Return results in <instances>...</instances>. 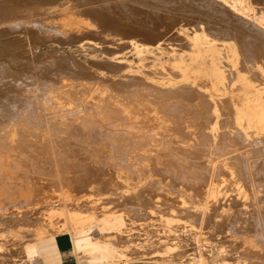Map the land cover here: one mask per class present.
I'll return each mask as SVG.
<instances>
[{"label":"bare ground","instance_id":"bare-ground-1","mask_svg":"<svg viewBox=\"0 0 264 264\" xmlns=\"http://www.w3.org/2000/svg\"><path fill=\"white\" fill-rule=\"evenodd\" d=\"M184 1L188 20L174 18L170 11H160L157 20L147 14L146 20L160 25L157 32L139 23L140 15L121 5L108 7L111 13L83 9L92 14L84 18L77 11L79 5L71 8V2L63 1L60 6L68 14L43 21L61 34L106 36L107 30L115 31L120 37L127 36V42L116 39L124 41L127 53L140 59L155 57V51L160 54L165 38L186 41L187 49L172 51L180 56L171 68L163 63L158 67L155 62L133 71L125 61H117L126 53H113L114 65L108 67L117 89L101 80L89 83L79 97L67 91L66 85L57 89L45 85L22 97L15 93L14 71L9 70L11 76L7 69L0 71V257H5L4 245L10 243L21 245V258L30 260L38 253L39 242L68 233L70 226L77 251L97 256L94 263L112 261L120 252L119 245L96 239L85 226L99 220L108 232H125L126 212L105 202H115V197L139 202L140 192L147 198L144 208L149 220L162 223L160 226H176L174 214L178 211L191 212L197 216L194 220L205 218L211 225L222 208L224 215L249 216L250 226L264 245V0ZM176 25H181L179 34ZM134 37L141 38V43ZM120 70H124L125 80H119ZM141 85L149 88L143 99L128 97L120 88L129 87L136 95ZM203 104L211 108L214 118L208 135L200 128ZM93 157L105 158L103 166ZM224 200L227 207L223 208ZM162 207L169 210L164 216L176 217H160ZM135 212L137 217L144 210ZM253 242L246 239L221 252L237 253L239 264L249 257ZM241 248L244 250L239 251Z\"/></svg>","mask_w":264,"mask_h":264},{"label":"rangeland","instance_id":"rangeland-1","mask_svg":"<svg viewBox=\"0 0 264 264\" xmlns=\"http://www.w3.org/2000/svg\"><path fill=\"white\" fill-rule=\"evenodd\" d=\"M63 1L71 2V5H70V6H72L71 8H73V7L76 8L79 5V7H78L79 9L77 11L81 12L82 14L79 13V15L84 17V18H86V17L91 18L92 14H90V13L86 14L85 13L86 11L83 9L91 8L92 10H98L101 12L107 10L106 12L109 11V13H111L110 9H108V7L110 8L111 5H117V6L121 5V8L123 7L122 9L130 8L136 14H139L140 15L139 23H145L146 28H150L156 32L158 31V27H160V25L157 24L153 20H151V21L155 22V24L150 22L149 20H146L147 14H148V17H150V15H151L150 18L154 17L157 20L159 18L158 16L161 13H163V12L166 13V11H170V15L174 18L179 17L182 20H188L189 19L187 16H185V13L189 9L186 8L187 5L185 4L184 0H109V1L108 0H85L86 2L82 1V0H81V2H80V0H10V1L9 0H0V12H1L0 13L1 14L0 15V20H1L0 21V35H1V37H0V48H1L0 49V61H2V62H0V66H2L0 71H2V69H7L6 74L8 73L9 76H11L10 74L12 73V72L10 73V71L11 70L14 71L15 74H12V76L18 83V86L15 89V93H17L18 96H22V97L26 96L27 97V95L29 94L30 91L37 90L40 88L42 89V86L44 88L45 85H52L51 87H53L54 89L55 88L57 89V88H60V87L66 85L67 91H69V92L73 91V93L74 94L76 93V95H78V97H79V95L84 94L83 90L85 87H88L89 83H92L94 81L95 82L101 81V80L106 81L105 83L108 85H109L108 82H110L109 86L113 87L114 89H117V87L115 88L114 86H112L113 84L111 83V72H110L111 70L109 69L114 65V62H112V58H113L112 54L113 53L120 51V50L123 51V53H126L127 55L123 54L121 56L122 58H118L117 61L118 60L119 61L120 60L125 61V65L129 66L130 70L136 71L137 68L142 66V65H150L151 66L155 62L159 63L158 67H160L161 63H163V65H167L168 67L171 68L175 64H177V62L179 60V56H180L178 52L176 54H174V52H172V51L173 50H176V51L180 50L181 51L183 49L188 48L187 44L185 43L186 41H184L182 39L171 40L170 38H165L164 43H163L164 44V50L160 54L155 51L154 52L155 57H153V58H141L140 59L135 54H133V52L130 54L127 53V52H129V49L126 48L127 47L126 45H122V42L125 41L124 39H126L127 36L121 35V37H120L119 36L120 34H117L115 31L111 32V31L107 30L105 32L106 36L98 35L96 33L95 34H78V33H74V32H69L67 34L58 33L55 31V28L45 24L43 21L51 20V19H53V20L58 19L62 15L64 16L65 12H66V14H68V9L60 6L61 4L59 2L62 3ZM90 1H91V3L92 2L93 3L90 4L89 3ZM106 1H108V2H106ZM181 2H182V5H181ZM109 3H111V4H109ZM33 4H34V6H33ZM40 4H43V5H40ZM33 7H34V9H32ZM164 7H166V8H164ZM29 8L32 9V11ZM178 8H179V11L181 13L178 11ZM182 9L184 12L182 11ZM175 10L177 12H175ZM83 11H84V13H83ZM160 11H161V13H160ZM138 12H141L142 14H144L146 16V18H145V16H143L141 13H138ZM178 13L180 16L178 15ZM44 18H46V19H44ZM33 21H37V22H34V24H33ZM20 22H22V23H20ZM37 24H38V26H37ZM26 25L29 27H27ZM40 25L42 27H39ZM47 26L49 28L50 27L51 28L48 29ZM223 27H225V26H223ZM34 28H36L35 29L36 31L34 30ZM40 30H44L41 33V35H40V32H41ZM175 31L179 34L181 32V25H176ZM72 33H74V34H72ZM36 35H38V37ZM188 35L191 36V33L188 32ZM101 38L103 41L101 40ZM120 38H122L124 41L119 42L116 40V39H120ZM181 38H184V37H181ZM134 40L139 41L141 43L140 40H142V39L139 37H134ZM125 42H127V39ZM4 49L6 52L4 51ZM5 53H6V55H5ZM45 53H47V54H45ZM52 53H54V54H52ZM47 56H48V58H47ZM6 60H8L10 63ZM54 61H56V62H54ZM37 63H39V64H37ZM49 63H50V65H48ZM110 65H111V67H108ZM9 66H11V67L9 68ZM124 73H125L124 70L119 71V74L121 75L119 77V80H122V79L125 80L124 75H123ZM141 87H143V89ZM120 88L123 89L124 92H126V94H128V97L136 96L140 99L145 98L146 93L149 92L148 91L149 88L144 86V85H141L140 87H138V89L140 88V91H138V89L135 90L136 95H134L133 90L130 91L131 88H129V87H127V88L130 90H127V88L125 89V87H123V88L120 87ZM145 88H147V90ZM128 91H130V92H128ZM154 93H156V92H154ZM140 95H142V96H140ZM253 99L254 98H251V100H253ZM1 103L3 104L4 102L1 101ZM203 106H200V108H199V110L201 111V117L203 119V120H201L200 128H202V130L204 129L203 130L204 133L206 132V134L208 135V133H207L208 129L207 128H210L212 121H214V118H213L212 113H211V108L208 106V109H206V106L204 104H203ZM209 108H210V110H209ZM204 109H206L208 111H205ZM207 113H209V114H207ZM206 117H207V119H206ZM209 119H210V122L208 121ZM203 122H204V124H203ZM58 136L61 137L62 135L59 134ZM199 136H201V134ZM208 139H210V137ZM93 158H94V160L99 159L98 160L99 161L98 166H100V167L103 166V162H105V158L104 159H103V157H100V158L98 157V159L95 157H93ZM100 160H102V163L100 162ZM118 192H120V191H118ZM140 195L143 198H141ZM144 198H146V196H144L143 192H140L139 193V200H140L139 202L138 201L136 202V200L132 201V198H128V199L123 198L124 201H123V199H119V198H118L119 200H116V197L114 198L115 202L114 201H111V202L109 201L108 203L105 202V204H108V206L113 207V208L117 207V210L124 211V212H126V214H128V212H129L128 216L124 213V217H125L126 222H127L126 223L127 228L125 229V232H123L121 234L114 233V232H108V231L104 230V226H103V224H101V221L98 222L99 220H96V221H94V223L92 222V223L87 224L85 226V228L88 230V231L87 230L86 231L88 233H90L92 236H94L96 239H100V240L109 239V240L113 241L114 243H116L120 246V247L118 246V251H120L119 254L117 255L118 257L116 256V258H114V260H112V261H109V262L102 261L101 263H98V262L94 263L95 262L94 258L97 256H93V255L91 256L89 253L86 254V252L77 251L74 248V243H73L74 238L76 236L75 231L69 226L68 233L61 235L59 238L49 239L47 241L39 243V252L30 260L25 259V261H24L23 260L24 258H21V257H23L22 253H20V252H22L21 245L16 244L17 246H15V245L13 246L12 244L10 245V243H9V245H6V247L4 245V248H6L4 251L6 258L4 257L5 258L4 259V258L0 257V264H3V263L6 264L5 263L6 259L8 262L9 261L11 262V263H7V264H16L17 262H19V260H20L19 264H22V263L23 264H182V261L184 264H222V263L225 264L226 262H227L226 264H230V263L231 264H237L236 262L238 261V257H239L237 253H235V252H233V253L221 252V249H225L227 251L231 250L234 247V244L237 245V243H238V245H241V244H243V241L246 239L248 241L253 240L254 241L253 243L255 245L250 247L251 249L249 248V251L252 250V252H250L252 255L250 256V253H249L248 254L249 257L248 258L245 257L244 258L245 261H243L244 260L243 259L242 260L243 262L241 261V263H239V264H252V262L254 263V261H255V263H258V264H264V250H263L264 245L262 244V242H260L261 240H260V236H259L258 232L256 234V231L252 229L251 226H252L253 221H252V219L249 218V216H242V218H240L241 217L240 215H235V216L233 215L234 218H232L233 216H229L226 213L224 215V210L221 208L220 209L221 211L218 210L214 214L213 222L210 225V223L206 224L207 221H205V218H202L203 219L202 220L199 217H198V220L200 219V222L195 219L196 222L194 223V221H195L194 218H197V216H195V214L193 217L192 216L193 214H189L191 212H189L187 214L185 212L180 213L181 211H178L177 213H179V214H177V213L174 214L177 217L171 215L170 213L168 214L169 215L168 217H171V216L174 218L176 217V219L178 221L176 226H173L172 228H170L171 229V231H170L169 228L164 227L163 225L160 226L162 223L160 224V222H158V221L155 222V221L149 220L150 216L147 215L148 210L145 211L146 208H144L146 206L145 204H146L147 198L145 199V202L143 201ZM125 200L127 201V203L128 202L129 203L127 204ZM112 203H114V204H112ZM223 203L225 205H227L225 203V200H224V202L223 201L221 202V206H223V208L227 207ZM126 204H127V206H126ZM117 205H119V207ZM118 208H120V209H118ZM133 208L134 209L136 208V209L134 210ZM142 209L144 210V212H142L139 216L136 217L135 211L136 210L137 211L138 210L143 211ZM162 209H164V210L162 211ZM193 211L194 210H192V212ZM159 212H162L161 215L159 214L160 217L166 218L167 216H164V215L167 214V212H169V210L162 207ZM130 214L132 216H130ZM181 214L183 216H185L187 214L186 218L184 217V219H183ZM141 215L144 216V217L142 216L143 219L141 218ZM188 215H190L192 217V219H189L191 217ZM179 217H181V219ZM179 219L181 220V222ZM183 220H185L184 223H186V226L187 227L190 226L191 228L185 227ZM186 221H188V222H186ZM149 222H151V223H149ZM154 222L157 225L154 224ZM201 222H202V224H201ZM146 224H147V226H146ZM151 224H154V225H151ZM191 224L192 225L196 224V226L193 225V229H192ZM155 225L158 227H162V228L160 229L157 227L158 228L157 229ZM152 226H154L155 228ZM177 226L181 227V229L180 228L178 229ZM200 226H201V228H200ZM174 227L177 228V231L174 230V229H176ZM195 228L196 229L198 228L197 229L198 231ZM190 229L192 230V234H191ZM159 230L162 232V234H160L161 232ZM163 230H164V233H163ZM194 230L197 232H195ZM202 230H203V232H202ZM233 234H235V235H233ZM193 235H196V236H194L195 238H193ZM181 237H182V239H180ZM236 237H237V239H239L238 242H237ZM160 238H161V241H160ZM232 238L234 241L232 240ZM176 240L178 241V244H177ZM180 240H182L183 242L184 241H186V242H184V244H183L182 241L179 242ZM241 240H243V241H241ZM0 241H1V238H0ZM239 241H240V243H239ZM256 242L257 243L259 242V243L257 244ZM167 243H169V245ZM179 243L182 245H180ZM171 244L172 245L174 244V245L171 246ZM259 244L260 245L262 244L261 246L263 247L262 248L263 251L260 250L261 246L259 247ZM135 245L138 246L139 249ZM175 245H177V247ZM8 246H10V247H8ZM254 246L257 248L255 249ZM16 247H18V248H16ZM59 247H61V248L63 247L62 249L65 250L64 251V254H65L64 257L65 258H63V256L61 255V253L59 251ZM154 247H156V248H154ZM174 247H176L175 249H177V248L178 249L175 250ZM14 248L16 250H14ZM10 249H12V250H10ZM161 249L162 250L167 249V250L162 251ZM244 249L247 250L248 248H246V246H245ZM244 249L241 248V249H239V251H243ZM257 249H259V250H257ZM132 250L133 251L136 250L134 252L135 254L132 252ZM137 250H140V251H137ZM141 250L143 252H141ZM181 250H183V253H181L182 252ZM184 250H185V252H184ZM256 250L258 252H256ZM10 251H13V252L10 253ZM176 251H177V253H176ZM128 252L131 254V256H129L130 254ZM167 252H168V254L172 253L173 256H170V255L168 256ZM254 252H256V253H254ZM141 253H143V255ZM179 253H181L183 255H181ZM179 255H181V257ZM178 256L180 257V259ZM199 257L202 258L203 260H201ZM249 258H252V260H254V261H251V259L248 260ZM16 259H18V260H16ZM172 259H173V261H172ZM3 260H5V261L3 262ZM199 261H201V262H199ZM248 261H249V263H248Z\"/></svg>","mask_w":264,"mask_h":264},{"label":"crops","instance_id":"crops-1","mask_svg":"<svg viewBox=\"0 0 264 264\" xmlns=\"http://www.w3.org/2000/svg\"><path fill=\"white\" fill-rule=\"evenodd\" d=\"M56 238H59V237H56ZM56 238H52V239H56ZM47 240H49V239H47ZM47 240H45V241H47ZM42 242H44V241H41V242H39V243H42ZM39 243L37 244V249H38V252H39ZM63 248V247H62ZM61 247H59V251H60V253H61V255L63 256V258H65L64 256H65V254H64V249H62Z\"/></svg>","mask_w":264,"mask_h":264}]
</instances>
